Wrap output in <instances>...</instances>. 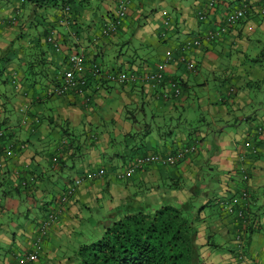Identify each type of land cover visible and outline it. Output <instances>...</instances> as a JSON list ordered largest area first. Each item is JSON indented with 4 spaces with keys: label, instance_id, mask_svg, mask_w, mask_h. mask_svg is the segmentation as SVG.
Segmentation results:
<instances>
[{
    "label": "crops",
    "instance_id": "0c3cea01",
    "mask_svg": "<svg viewBox=\"0 0 264 264\" xmlns=\"http://www.w3.org/2000/svg\"><path fill=\"white\" fill-rule=\"evenodd\" d=\"M88 1L77 3L69 17L54 9L39 13L29 8L25 13L21 1L0 5V76L5 86L0 90V264H76L75 254L64 244L74 242L75 229L90 218L101 232L143 186L148 201L156 205L198 201V243L208 264H264L262 0H214L211 8L209 0H126V18L110 36H103L102 28L122 0H101L103 9L91 19L95 28L88 23ZM244 4L245 16L229 25L226 14ZM15 12L18 20L10 23L7 17ZM33 13L42 29L26 40L17 23L21 14L30 20ZM44 32L53 35L56 50L42 37ZM209 32L215 37L208 38ZM127 35L128 41L123 40ZM199 36L203 41L189 48L187 42ZM115 45L122 48L120 59L100 61ZM127 45L131 50L125 52ZM139 46L147 47V54H139ZM169 49L174 58L165 63ZM72 52L85 53L106 70L120 67L140 76L165 63V81L121 85L95 78L84 95L49 96L53 77L67 68ZM187 61L195 68H188ZM171 80L181 82L179 95ZM187 109L200 117L188 119ZM190 144L196 146L194 152L175 165L157 161L118 178L138 155L164 156ZM242 168L250 175L249 213L257 222L244 244L237 239L232 216L213 205L239 192ZM78 177L85 180L61 205L60 197ZM50 214L55 218L42 234V222ZM39 237L38 258L24 260ZM80 239L79 245L90 240Z\"/></svg>",
    "mask_w": 264,
    "mask_h": 264
},
{
    "label": "trees",
    "instance_id": "16d2710c",
    "mask_svg": "<svg viewBox=\"0 0 264 264\" xmlns=\"http://www.w3.org/2000/svg\"><path fill=\"white\" fill-rule=\"evenodd\" d=\"M82 1L83 0H22L21 3L23 6L28 3L30 9L34 12L38 10V12L41 13L42 11L46 12L48 9H54L59 15L69 17L70 15H75L77 11V6L75 7V5H77V3H82ZM81 6H83V4H81ZM64 12H67V15H65ZM114 14L111 16V19L114 17ZM18 16L19 14L15 12L13 16L7 17V19L10 23H13L15 20V22H17ZM31 21L33 23V20ZM67 21L71 24L70 19ZM1 26L0 21V28ZM49 33L44 32L42 37H46L45 39L48 40ZM195 41L200 43L203 41V37L199 36L194 41H188L187 44L189 48L197 44ZM48 42L55 48V41L48 40ZM186 47H182L181 49L185 50ZM260 57H264V47ZM89 60L86 59L85 62L89 61L90 65L97 64V67L100 68V72L98 75L94 76L91 72L85 71V90L90 87V84H92L95 78H99V80L104 78L105 81L115 82L110 80L107 76L126 71V69L120 67L106 70L102 68L100 63L94 62L91 59ZM62 71L59 75L56 73L55 77H53L52 87L58 85L61 81ZM28 73H33L31 65L29 66ZM140 81L145 82L144 80ZM164 81L165 78L162 82ZM175 81L179 86L181 82L179 80ZM118 84L125 85L129 83L123 82ZM70 92L72 93V91ZM49 96L58 95L49 94ZM0 105L2 106L1 99ZM256 151L257 150L254 152L255 154H257ZM240 173L243 174V171H240ZM246 173L248 174V180L247 183L243 181L241 188L246 185V188L249 190L250 198V175L248 170H246ZM232 197H228V199L230 200ZM148 198L149 196L145 190L139 195L135 193L130 196L127 201L129 203L125 200L127 205L122 208L123 212L116 218L110 220L109 223L102 226L100 237L79 245L75 251V257L78 260L77 264H208L202 255L201 245L198 243L197 223L199 221V213L202 206L197 207L194 205L193 200H195V198L178 202L165 201L160 204L158 203V205L148 201ZM249 198L247 201L248 211L244 208L243 204L233 207L235 210L243 208V217H239L232 212H226L234 219L238 236L237 239L243 244L251 239L252 233L257 226L256 220L252 219L249 213ZM224 200H218L214 202L213 205H215V207L218 204L221 206V202ZM246 233H248L247 238H245ZM246 239L248 240L247 242ZM235 256L237 260H241L243 255L240 253Z\"/></svg>",
    "mask_w": 264,
    "mask_h": 264
},
{
    "label": "built area",
    "instance_id": "2783aa9c",
    "mask_svg": "<svg viewBox=\"0 0 264 264\" xmlns=\"http://www.w3.org/2000/svg\"><path fill=\"white\" fill-rule=\"evenodd\" d=\"M214 0H209L208 5L209 8L213 7ZM68 9V8H66ZM128 10V2L127 1H120L118 4V8L115 11L114 17L109 21L108 24L105 25V27L102 28V34L105 36H110L117 32L118 27L121 25L122 17H125ZM262 12H264V0H262ZM246 12V5H241L239 8L234 9L233 11H229L226 14L225 19L227 20V23L230 24H236L240 21L241 18L245 16ZM204 12H199V18L204 19L205 18ZM224 29V28H223ZM209 38L215 37L214 32L208 33ZM49 41H54L53 35H50L48 38ZM198 43V41H195ZM85 53L83 52H72L67 56V68H65L62 71V77L61 81L58 85H55L50 88L48 91V94L50 95H58V96H66L70 91L74 94L78 95H84L85 92V86H86V77H85V71L91 72L92 75L96 76L100 72V68L97 67V64L90 65L85 62ZM174 58L173 52L169 49L166 52V61L171 60ZM165 63H159L157 66V69L154 70L151 73H147L143 76H139L137 72L133 70H126L122 71L118 74H111L107 77L110 80H113L117 83H135L140 80H144L148 83H159L163 80V68L165 66ZM89 65V66H88ZM186 65L188 68L192 69L194 67L193 62L188 61L186 62ZM194 69V68H193ZM170 86L175 92L176 95L180 94L179 86L177 85L176 81H170ZM1 106V105H0ZM4 136V129H0V138ZM24 145L20 144L19 147H22ZM196 146L194 144H190L181 148H177L176 150L170 152V154H166L164 156L160 155L159 152L154 154H147V155H138L136 156L132 164L126 167L124 170H122L118 176L121 179H125L133 174H135L138 170L144 168L145 166L155 163L157 161L168 164V165H175L178 163L179 160L185 157L186 154L194 152ZM256 149L252 148V152L254 153ZM243 171V181L247 183L248 180V174L246 173V170L242 168ZM103 171L99 172V175H102ZM87 176L89 178H92L93 175L87 173ZM85 180V177H78L75 178L74 184L70 185L67 190L65 191V194L60 197L59 203L64 204L68 201L69 197L75 194L76 188L78 185L82 184V182ZM249 198V190L246 188V185H244L238 194L233 195V197L229 200H224L221 202L222 209L225 210L227 213L232 212L236 214L239 217H243L244 209H233L234 206L243 204L244 208L248 211L247 208V201ZM55 216L50 214L44 221L42 222V226L40 228V231L42 234L46 232L47 227L49 224L53 221ZM36 248L26 254L24 256V260L26 261H33L36 260L40 254V251L42 249V239L39 237L35 243ZM11 264H17V263H11Z\"/></svg>",
    "mask_w": 264,
    "mask_h": 264
},
{
    "label": "rangeland",
    "instance_id": "374dc122",
    "mask_svg": "<svg viewBox=\"0 0 264 264\" xmlns=\"http://www.w3.org/2000/svg\"><path fill=\"white\" fill-rule=\"evenodd\" d=\"M20 1H22V0H0V2L3 3V4L0 3V5L3 8L12 7V5H19L20 4ZM85 6L87 7V11L89 12V15L88 16H89L90 21L88 23L92 24L91 23L92 22L91 19L92 20H95V16L99 15L100 10L103 9L102 2H101V0H89L85 4ZM24 8H25L24 12L26 13L29 10L30 5L28 3H26ZM170 12H172V11H170ZM23 15L21 14L22 19H20L18 21L17 25H19L20 27H22L24 33L27 34V35H25L26 40H28V38H30L31 36H33V35H35L37 33V28L38 29H42V28H41V26L36 21H33V23H32L31 20H33L34 17H35L34 16V13L31 15V19L30 20H29V18H26V20H24L25 17H26V14H23ZM23 17H24V19H23ZM125 18H126V16L125 17H122V20H125ZM55 26H56V28L58 30L59 29H62V27L59 26V25H55ZM92 26H93V24H92ZM84 27L85 28H89V25H88V27H87V25H84ZM93 27L95 28L96 26H93ZM86 30L89 31V29H86ZM124 37H123V40H127V41L130 38L129 35L124 36ZM135 42H136L135 40L132 42V45H131V48L132 49H134V43ZM18 44H20V42L18 40H16V46H18ZM120 49H122V48L121 47L119 48L117 45L113 46L112 48H109V50L105 53V56H103L102 58H99L100 61L102 60L103 62H106V61L113 62L114 61V57H117L118 59H120V56H119V54H120L119 50ZM129 49L130 48L128 47V45L124 48L125 52L127 50H129ZM25 51H26V53H29L30 48L28 49V47H27V49H25ZM80 51H82V50H80ZM147 52H148L147 47H144V46L143 47L142 46H139L138 47V53L139 54L144 55V54H147ZM3 64H4L3 61H1L0 69L3 67ZM4 87L5 86L2 83L1 76H0V90L1 89L3 90ZM11 88H12V86H11ZM185 115L190 120L191 119H198L200 117V113L198 111L196 112L194 109H187V112H185ZM119 139H121V138L118 137V140ZM121 171H119V172H121ZM117 173H118V171L115 174L116 176H117ZM142 188H143L142 189V193H143V191H145L146 189H144V186ZM127 201H128V199L126 200V202ZM127 203H129V202H127ZM193 203L196 206L199 205L198 204V201H196V200H193ZM126 205L127 204L124 202L122 204L123 208ZM91 219H93V218H91ZM100 219H104V216L103 215L100 216ZM87 220L89 221L90 218H87ZM88 221H86V219L83 220L82 223H81V228L80 229H77L76 228L75 231L71 234L74 242L70 241V242L67 243V241H65V243H64L66 245L65 248H67L70 252H73V254H75V251H76V249H77V247L79 245V241L81 240L80 238L87 237L88 240L89 239L91 240V239H96V238H98V237L101 236L99 229L96 226H94V224H93L94 221H92V222L91 221L88 222ZM77 263H78V260H77Z\"/></svg>",
    "mask_w": 264,
    "mask_h": 264
}]
</instances>
